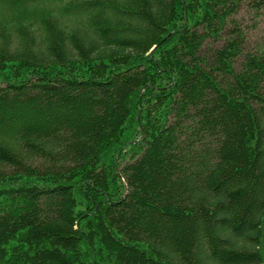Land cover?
Wrapping results in <instances>:
<instances>
[{
  "label": "trees",
  "instance_id": "trees-1",
  "mask_svg": "<svg viewBox=\"0 0 264 264\" xmlns=\"http://www.w3.org/2000/svg\"><path fill=\"white\" fill-rule=\"evenodd\" d=\"M242 9L264 0H0V264H264Z\"/></svg>",
  "mask_w": 264,
  "mask_h": 264
},
{
  "label": "rangeland",
  "instance_id": "rangeland-1",
  "mask_svg": "<svg viewBox=\"0 0 264 264\" xmlns=\"http://www.w3.org/2000/svg\"><path fill=\"white\" fill-rule=\"evenodd\" d=\"M244 10L245 9L241 10L237 18H242L240 21H242L243 29L248 34L246 49L249 50L264 44V13L253 17L250 11H247V9Z\"/></svg>",
  "mask_w": 264,
  "mask_h": 264
},
{
  "label": "water",
  "instance_id": "water-1",
  "mask_svg": "<svg viewBox=\"0 0 264 264\" xmlns=\"http://www.w3.org/2000/svg\"><path fill=\"white\" fill-rule=\"evenodd\" d=\"M153 47H155V46H153ZM153 47H152V48H153Z\"/></svg>",
  "mask_w": 264,
  "mask_h": 264
}]
</instances>
